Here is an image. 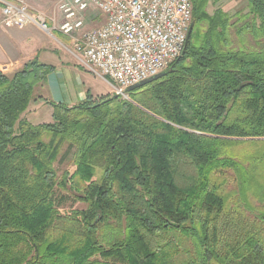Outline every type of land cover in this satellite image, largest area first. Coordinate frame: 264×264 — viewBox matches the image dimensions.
<instances>
[{
	"label": "trees",
	"instance_id": "obj_1",
	"mask_svg": "<svg viewBox=\"0 0 264 264\" xmlns=\"http://www.w3.org/2000/svg\"><path fill=\"white\" fill-rule=\"evenodd\" d=\"M208 1L192 0L167 75L127 93L136 105L88 95L33 125L21 115L52 67L0 71V264H264V179L251 173L264 142L211 137L264 138V0L233 15ZM242 144L259 145L254 160L231 153ZM229 179H260L257 205L226 194Z\"/></svg>",
	"mask_w": 264,
	"mask_h": 264
},
{
	"label": "built area",
	"instance_id": "obj_2",
	"mask_svg": "<svg viewBox=\"0 0 264 264\" xmlns=\"http://www.w3.org/2000/svg\"><path fill=\"white\" fill-rule=\"evenodd\" d=\"M55 15L33 11L23 0H0V24L36 26L69 40L77 66L111 86L110 96L164 71L182 54L192 22V0H58ZM91 12L101 25L89 28ZM7 67L1 72L5 73Z\"/></svg>",
	"mask_w": 264,
	"mask_h": 264
},
{
	"label": "crops",
	"instance_id": "obj_3",
	"mask_svg": "<svg viewBox=\"0 0 264 264\" xmlns=\"http://www.w3.org/2000/svg\"><path fill=\"white\" fill-rule=\"evenodd\" d=\"M246 3L247 0H209L206 11L211 14L219 9L225 14L233 15L244 9ZM53 34L57 36V40L61 38L68 45L67 38L56 32ZM48 37L36 26L7 28L0 24V70L7 67L5 75H12L34 60L42 65L52 67L45 81L35 87L34 99L21 115L22 119L33 125L42 124L38 121L30 122L31 117H34L42 109L52 108V105H63L70 108L82 103L88 95L93 97L90 93L91 89L89 90L87 86L88 76L92 77L93 75L77 66L71 55L60 49L57 41ZM249 41L252 42V39L249 38ZM110 92L111 86L106 94L109 95ZM106 94H97L95 97ZM52 110L53 108L47 114L52 116Z\"/></svg>",
	"mask_w": 264,
	"mask_h": 264
},
{
	"label": "rangeland",
	"instance_id": "obj_4",
	"mask_svg": "<svg viewBox=\"0 0 264 264\" xmlns=\"http://www.w3.org/2000/svg\"><path fill=\"white\" fill-rule=\"evenodd\" d=\"M23 1L33 11L41 12V13L45 14L46 16H50V15L52 16V15L56 14V12H55V4H56V2L58 0H23ZM88 15H89L88 16L89 19H92V20H90L91 21V26L89 28L101 25L102 17H99L98 12L97 13L96 12H91ZM56 33L60 34L58 32H56ZM53 36H54L53 38L50 37V36L49 37L52 40H54L55 42L57 41L56 43L59 44V48L62 49L65 53H67V50L70 47L69 43L67 45L65 43V41L62 40L61 38L58 37L60 40H57V36H55L54 34H53ZM62 37H64V36H62ZM230 39L232 41L233 46L237 45V38L235 36H232ZM262 39H263L262 41H264V36H263ZM63 51H61V52L64 53ZM88 77H89V83H88L87 86L89 87V90L91 89L90 93L93 95V98H95L96 101H99L101 98H106V97L110 96V94L109 95L106 94L110 90V86L106 82H103L102 80L97 79V78L94 79L95 78L94 76H92L94 78H92L90 76H88ZM37 92H38V89H37ZM97 94L98 95L99 94H106V95L95 97ZM123 100L128 101V102L136 105V101L130 99L129 96H127V98L123 99ZM51 109L52 108H50V107H49V109H46V108L42 109L37 114H35L34 117H31L30 122H37V121L39 123H44V122H47V121L51 122L52 121V119H51L52 116H51V114L50 115L47 114L48 112H50ZM52 113H53V110H52ZM194 134H196L198 136H203L201 133H198V132H194ZM211 137L212 138H216V139H220V140L234 142V143L235 142L236 143L237 142H242V143L243 142H246V143L247 142H252V143L253 142H255V143L264 142V138H255V139L254 138H251V139L250 138H236V137H229V138L225 137V138H223L222 136H217V135L216 136L212 135ZM239 146H240L241 149H236L234 147L235 149H232V151L230 150L231 153H233L237 157L245 155V157H247L249 159H253V158L255 159L256 155H258V153H259L258 150L260 149L259 147H257V146H259L258 144L257 145L255 144V145H252V146H250V144H242V145H239ZM260 146L263 147L262 144H260ZM63 150H64V147H63ZM63 150L61 149V151L59 153V156L61 155ZM59 156H58V158H59ZM256 164H253L254 167L251 170V173L254 174L255 176L258 175L259 178L263 177L262 179H264V160L262 162L261 161H257ZM53 166L58 171L57 172V176L58 177H60L61 173L64 172V171L72 173L73 170H74V166H73V162H72L71 156H69L68 159L63 164H58L57 162H54ZM243 166L245 167L246 164L243 165ZM228 172H229L230 178H232V179L235 178L236 179V176L234 175L233 172H231V171H228ZM232 179L225 180L226 184H225V187L223 188L224 192L226 194H230V196H232L231 198H233L234 196H238V198H239V196H240V198H242L243 200L245 199L246 202H251L252 204L257 205V201L259 200L260 197H258V196L256 197L255 192H256V189L258 188L256 185L258 183L262 184V182H260V179H256L257 181L253 185H249L247 187L248 184H245V186L242 185L241 187H238V188L236 187L238 185V181L236 180V183H235V180L233 181ZM66 206L68 207L69 204H67ZM73 207L77 208V209H82V208H85V205L82 204L81 202H77V203L74 204ZM65 209H66V207H65ZM181 260H182V258H179V261H181Z\"/></svg>",
	"mask_w": 264,
	"mask_h": 264
},
{
	"label": "water",
	"instance_id": "obj_5",
	"mask_svg": "<svg viewBox=\"0 0 264 264\" xmlns=\"http://www.w3.org/2000/svg\"><path fill=\"white\" fill-rule=\"evenodd\" d=\"M193 25H194V22L192 21V22H191V25H190V28H189L188 36H189V33L191 32V30H192V28H193ZM188 36H187V38H188ZM167 73H168V71L166 70V71H164V72H162V73L156 75L155 77H152V78H149V79H147V80H145V81H143V82H140V83H138V84H136V85H134V86L128 88V89L126 90V92H127V93H130V92H133V91H135V90H137V89H140V88H142V87H144V86H146V85H148V84H151V83H153V82H155V81H157V80L163 78L165 75H167Z\"/></svg>",
	"mask_w": 264,
	"mask_h": 264
},
{
	"label": "bare ground",
	"instance_id": "obj_6",
	"mask_svg": "<svg viewBox=\"0 0 264 264\" xmlns=\"http://www.w3.org/2000/svg\"><path fill=\"white\" fill-rule=\"evenodd\" d=\"M155 77V76H154Z\"/></svg>",
	"mask_w": 264,
	"mask_h": 264
}]
</instances>
